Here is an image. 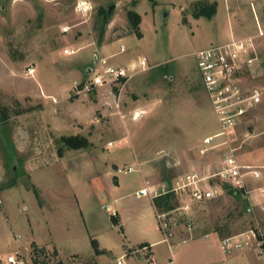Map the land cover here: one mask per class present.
Here are the masks:
<instances>
[{"label": "rangeland", "instance_id": "obj_1", "mask_svg": "<svg viewBox=\"0 0 264 264\" xmlns=\"http://www.w3.org/2000/svg\"><path fill=\"white\" fill-rule=\"evenodd\" d=\"M198 2H217V14L196 18ZM155 3L0 0V106L12 110L0 122V256L19 251L10 256L22 264H153L152 253L138 241L148 237L145 233L163 238L161 231L153 225L142 230L143 219L134 213L140 205L135 193L114 200L142 186L138 164L151 185L191 170H221L226 145L200 154L204 139L220 127L193 55L225 43L234 29L244 35L232 38L253 39L261 75L250 83L264 86V0ZM130 10L142 17L140 39L128 21ZM66 49L75 53L67 55ZM95 54L134 72L133 79L79 93L76 88L90 78L87 70L97 68ZM76 135L89 146L65 149L60 156L58 140ZM227 140L237 148L239 163L264 166V103ZM223 142L216 138L214 144ZM124 167L136 171L119 174ZM14 178L15 187L1 190ZM263 178L248 176L243 194L223 192L194 204L189 213L177 209L183 203L173 195L168 221L173 246L158 245L157 256L177 264H230L221 263L226 255L210 240L179 245L177 238H203L216 229L221 239L255 228L264 231ZM119 179L123 183L117 187ZM123 210L121 226L114 225L112 215ZM50 231L62 255L45 244L52 239ZM90 239L110 251L96 254ZM73 251L82 255H69ZM206 257L212 261L206 263Z\"/></svg>", "mask_w": 264, "mask_h": 264}, {"label": "built area", "instance_id": "obj_2", "mask_svg": "<svg viewBox=\"0 0 264 264\" xmlns=\"http://www.w3.org/2000/svg\"><path fill=\"white\" fill-rule=\"evenodd\" d=\"M82 11L86 13L87 9L84 8ZM68 30L63 28L65 33ZM74 53V50H65L67 55ZM98 55H94L97 68L87 70L90 78L82 83V88L77 90L79 93H89L102 87L112 88L118 83L126 85L133 79L134 72H129L123 67L112 66L107 58H99ZM193 56L220 127L218 133L204 139V147L200 150V154L206 155L215 148L226 145L228 148L224 153L221 170L209 175H202L199 172L187 173L180 176L171 187H145L139 191L140 195L149 197L151 200L171 193L183 203L177 209L184 213H188L193 204L221 196L223 193L221 183H226L237 190H245L248 176L255 180L263 176L261 168L241 165L235 155L237 148L228 146L227 140L234 135L237 126L249 112L264 103V86L250 83L261 75L259 57L253 39L232 38L228 42L199 50ZM141 63L144 62L141 61ZM216 138H224L225 142L217 146L214 144ZM134 171L136 170L133 167L117 170L119 174ZM214 180L219 183H215ZM259 190L264 194V188ZM172 212V210L157 211L156 214L159 229L165 235L166 242L169 241L168 221ZM220 249L228 256L243 249L255 250L264 261V231L255 228L224 237L220 241ZM7 262L22 264L14 256H9ZM118 264H124V262L119 260Z\"/></svg>", "mask_w": 264, "mask_h": 264}, {"label": "crops", "instance_id": "obj_3", "mask_svg": "<svg viewBox=\"0 0 264 264\" xmlns=\"http://www.w3.org/2000/svg\"><path fill=\"white\" fill-rule=\"evenodd\" d=\"M232 33H233V35H232ZM235 34H238L236 37H239V36H241V35H244V34H239L236 30L233 29V30L230 31V33H229V35H228V38H227L226 42H228L230 38L235 37ZM260 67H261V65H260ZM258 108H259V107H258ZM245 119H246V118H245ZM243 120H244V119H243ZM243 120L241 121V123L243 122ZM241 123H240V124H241ZM240 124L237 126V130H238ZM237 130H235V133H234V135H232V136H235V135L237 134ZM236 157H237V156H236ZM237 159H238V157H237ZM238 160H239V159H238ZM240 164H241V163H240ZM138 165L141 166L140 169H141V173H142V175H143V184H142V186H141L139 189H137L135 192H132V193H124L123 195H120L118 198H115L114 200H115V201H117V200H121V199L125 200V199H127L128 197H131L130 195H132L133 193H135V196H134V197H137V198L139 199V201H140V205H138L137 209L134 210V213L137 212L138 216L141 217V218L143 219V222H142V224H143V229H142V230H143L144 232H147L148 228H149L151 225H153V227H154L156 230L161 231V230L159 229L158 222L155 223V221L157 220V218H156L157 210H156V207H155V205H154V203H153V200H151V199L148 198V197L141 196V195L139 194V191H140L141 189L145 188V187H151V188H159V187H163V186H164V187H171V186H172V185L178 180V178H179L180 176H182V175H184V174H187V173H191V172H197V171H194V170L187 171L186 173H182V174H179V175L175 176L174 178H172V181H171V180H167L166 182L160 183L159 185H151V184H153V182H152L151 180H149V178L146 176V173L143 171V169H142V165H143V164H138ZM175 165H177V164H175ZM241 165H243V166H253V167H256V168H263V169H264V166H260V165H257V164H255V165H254V164H241ZM172 167H176V166L172 165ZM205 173H206V172H205ZM213 173H215V171L211 169V170H208L206 174H202V175H209V174H213ZM200 174H201V173H200ZM263 176H264V172H263ZM263 176H262V177H263ZM251 179H253V178H251ZM261 179H262V178H261ZM263 179H264V178H263ZM263 181H264V180H263ZM118 183H119V185H118L117 187H120V186H121V183H123V182H122L121 179H119ZM263 183H264V182H263ZM247 184H248V181H247L246 185H247ZM263 186H264V184H263ZM263 186H262V187H263ZM37 189H38V188H37ZM40 189H41V187H40ZM39 191L41 192V190H39ZM223 192H225L224 189H223ZM41 194H42V193H41ZM141 199H144V201L141 202ZM106 208L109 209L108 206H106ZM193 208H194V204L191 206L190 211H192ZM190 211H189V212H190ZM119 212H120V211H119ZM124 212H125L124 210H123L122 212H120L121 215L118 213L119 216H120V219H121V220L123 219ZM189 212H188V213H189ZM81 215H83V214L81 213ZM83 216H84V215H83ZM84 222H85V224H86L85 219H84ZM161 233H162V231H161ZM144 235H145V236H148V237H144V238L140 239L138 242H139L140 246L143 245V244H147V246L142 247V248L145 249V250H149V252L152 253L150 257H152L153 260H154L153 264H177V262H175L174 260H172V261H170V262H167L169 257H166V258L163 260L162 257H159V256H157V254H156L155 248H156L158 245L162 244L163 242H166V241H165V235H164L163 233L161 234V235L163 236V238H162V237L154 236L153 233H145ZM50 236H51L52 239H54V240H52V239H48V241H45V244H46V243H47L48 245H49V244H52L53 246L56 247V249H57V251L60 253V255H62L61 247H60V243L57 242L58 239H57V237L55 236V233L50 231ZM89 236H90V237H93L91 234H89ZM93 238H94V237H93ZM173 238H174V237H173V234H172L171 232H169V235H168V239H169V241L166 242V243L169 244V246L171 245V244H170V241H171ZM90 240H91V239H90ZM96 240L98 241L101 250H106L107 252L110 251V249L107 248V247H105V246L103 245V243H102L100 240H98V239H96ZM203 240H210L211 243H215L216 246H217V247L219 248V250L221 251V249H220V241H221V238L218 236V234H217L216 232L208 233L207 235H205V237H203V238H197V239H189L188 236H187V237H183L182 239L177 238V242H176V243L180 245V244H184V243H187V242H190V241H203ZM171 246H173V245H171ZM221 252H222V251H221ZM19 253H20L19 251H16L15 253H8L7 258H8L10 255H12V254L14 255V254H19ZM69 255H82V254H81L80 252L73 251V252L69 253ZM123 255H124V254H123ZM123 255H122V256H123ZM223 255H225V254H223ZM124 256H125V255H124ZM7 258H5L4 256H0V262H1V263L3 262V264H8V262H7ZM160 258H161L163 261H161ZM204 260H205L206 263H207L208 261H209V262L212 261V258H208V257H206ZM174 262H175V263H174ZM226 262H227V263H230V264H264L263 259H261V258L258 256L257 251H255V250H247V249H243V250L235 251V252H234L233 254H231L230 256H228V255L224 256V258H223V260L221 261V263H226ZM211 264H212V263H211Z\"/></svg>", "mask_w": 264, "mask_h": 264}, {"label": "trees", "instance_id": "obj_4", "mask_svg": "<svg viewBox=\"0 0 264 264\" xmlns=\"http://www.w3.org/2000/svg\"><path fill=\"white\" fill-rule=\"evenodd\" d=\"M154 5H156L155 0H150ZM195 9H194V16L196 18H200V17H205L206 19H212L216 14H217V7H218V3L214 2L212 4L210 3H205V2H198L195 4ZM100 13L104 16H106L107 11L104 8L100 9ZM128 21L131 25L132 30L134 31V33L137 35V37L140 39L143 37L141 30H140V26L142 23V17L141 15L133 10L128 11ZM13 59H15L13 57ZM82 88V84H80L76 90H80ZM18 104V102H17ZM11 109H9L8 107H1L0 106V122H6L10 117H11ZM24 110H16L14 113L15 114H20L23 113ZM59 142H61L62 147L59 149V155L63 156V152L65 149H69V150H80V149H84L87 148L89 146L88 140L85 137L76 135V136H62L59 140ZM17 183V180L14 178L12 180V182H10L9 184L3 185L1 187V190H5L11 187H15ZM223 186V189L225 192L233 194V195H241L243 194L244 190H237L234 189L232 187H230L229 185H227L226 183H221ZM38 192V190L36 191V193ZM173 194L169 193L163 196H160L158 198H155L153 200V203L156 207L157 211H169L173 209V206L171 205V201L173 199ZM112 219V223L116 226H121L120 224V216L116 215H112L111 217ZM216 233L221 232L220 230H215ZM222 235V234H221ZM222 237V236H221ZM224 238V237H223ZM91 244L92 247L94 249V252L96 254H102L103 250L100 249L99 247V243L96 239H92L91 240ZM147 246V244H143L141 245V247H145ZM36 248V247H35Z\"/></svg>", "mask_w": 264, "mask_h": 264}, {"label": "water", "instance_id": "obj_5", "mask_svg": "<svg viewBox=\"0 0 264 264\" xmlns=\"http://www.w3.org/2000/svg\"><path fill=\"white\" fill-rule=\"evenodd\" d=\"M114 7H115V5L110 6L109 9H108V13H110Z\"/></svg>", "mask_w": 264, "mask_h": 264}, {"label": "bare ground", "instance_id": "obj_6", "mask_svg": "<svg viewBox=\"0 0 264 264\" xmlns=\"http://www.w3.org/2000/svg\"><path fill=\"white\" fill-rule=\"evenodd\" d=\"M85 4V3H84Z\"/></svg>", "mask_w": 264, "mask_h": 264}]
</instances>
